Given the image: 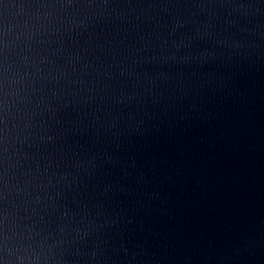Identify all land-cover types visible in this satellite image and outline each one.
<instances>
[{
	"label": "water",
	"instance_id": "1",
	"mask_svg": "<svg viewBox=\"0 0 264 264\" xmlns=\"http://www.w3.org/2000/svg\"><path fill=\"white\" fill-rule=\"evenodd\" d=\"M0 264H264V105L66 0H0Z\"/></svg>",
	"mask_w": 264,
	"mask_h": 264
}]
</instances>
